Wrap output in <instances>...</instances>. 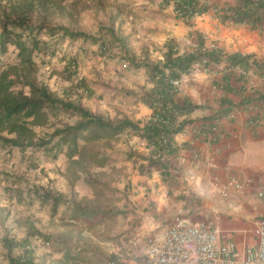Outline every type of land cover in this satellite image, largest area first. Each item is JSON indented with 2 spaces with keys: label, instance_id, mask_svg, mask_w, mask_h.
Here are the masks:
<instances>
[{
  "label": "trees",
  "instance_id": "obj_1",
  "mask_svg": "<svg viewBox=\"0 0 264 264\" xmlns=\"http://www.w3.org/2000/svg\"><path fill=\"white\" fill-rule=\"evenodd\" d=\"M62 1L0 0V53L7 52L9 46L17 48L16 60L5 62L3 68L0 67V146L4 149L31 148L32 154L41 151L45 156L58 158L67 145L66 155L73 158L81 156L80 140H108L127 134L139 137L149 150L148 154L133 150L124 152L130 159L135 157V160H141L139 172L150 174L157 168L163 179L167 180L172 168L169 160L180 152L175 136L186 130L193 121L189 115L201 107L180 96L179 83L183 76L192 72L197 65L209 71L215 64L226 63L227 72L222 79L226 88H235L234 81L244 85L250 70L264 77V59H257L251 53H229L216 43L207 47L205 36L197 30H192L197 40L196 46L183 44L176 37L168 35L160 47V57L157 59L151 57L149 49L143 50L139 58L131 54L127 49L126 37L118 35L114 26L102 27L94 35L63 25L59 28L48 27L51 36H59L54 47L33 32L25 35L35 10H48L50 7L60 10ZM159 4L162 8L172 6L176 19L186 25H192L197 16L213 10L215 17L223 24L246 26L264 34V0H159ZM66 40L70 44L81 40L82 49H86L85 44L91 42L98 46L102 54L117 46L121 47L119 56L124 61L145 70L146 84L130 95L152 110L150 117L142 121L125 116L113 122L95 113L86 106L84 98L91 99L96 92L83 76L64 88L61 95L41 81L37 75L35 53L41 55L43 62L48 54L55 55L59 51L58 47L61 48V43ZM63 59L65 69H71L72 75L77 74L78 54H65ZM128 92H125L126 96ZM254 95L247 97L244 102L248 106H256L258 112L263 111L264 91H257ZM226 111L218 110L216 114L202 118L203 124L197 129L196 136L203 139L216 137L215 121L225 115ZM66 115L76 116L77 119L73 123L63 122L62 117ZM50 127H53L52 131L45 130L43 134L36 130ZM34 186L42 203L51 200L52 214L57 213L59 205L69 202L61 193L55 194L51 188L38 184ZM27 229L23 242L4 238V245L9 251L8 264H40L29 249V238H52L33 224H28ZM51 240L45 243L50 244ZM17 246L23 247V252L16 256L12 250Z\"/></svg>",
  "mask_w": 264,
  "mask_h": 264
},
{
  "label": "rangeland",
  "instance_id": "obj_2",
  "mask_svg": "<svg viewBox=\"0 0 264 264\" xmlns=\"http://www.w3.org/2000/svg\"><path fill=\"white\" fill-rule=\"evenodd\" d=\"M61 4L60 10H35L25 35L33 32L54 47L59 36H51L48 27L63 25L94 35L102 27L114 26L118 35L126 37L131 54L139 58L143 50L149 49L151 57L157 59L166 37L173 36L172 32L184 23L176 19L172 6L162 8L159 0H64ZM82 43L79 40L70 44L66 40L55 55L48 54L43 62L41 55L34 52L38 78L61 95L78 77H85L96 93L91 99L85 97L84 103L113 122L136 112V100L130 93L145 84L144 71L124 61L119 56V46L102 54L97 45L88 42L82 49ZM76 53L78 73L72 75L71 69H65L63 56ZM16 54L14 46L0 53V67L16 60ZM76 119L62 117L63 122L69 123ZM52 129L36 128L39 134ZM122 136L125 137L123 134L108 140H80L82 157L73 158L66 155L67 145L58 158L45 156L41 151L32 154L31 148L7 150L0 146V264H8L4 238L23 242L28 224L52 238H29V249L40 264H122L114 258L113 219L119 213L116 202L121 198L118 181L128 172L129 161L122 149L129 148ZM35 184L67 196L70 203L59 205L57 213L52 214L51 200L42 203L35 193ZM47 240L52 243L46 244ZM22 248L14 247L12 254H21ZM141 264H147L146 259Z\"/></svg>",
  "mask_w": 264,
  "mask_h": 264
},
{
  "label": "crops",
  "instance_id": "obj_3",
  "mask_svg": "<svg viewBox=\"0 0 264 264\" xmlns=\"http://www.w3.org/2000/svg\"><path fill=\"white\" fill-rule=\"evenodd\" d=\"M192 30L202 32L207 47L216 43L229 53H251L264 59L263 33L246 26L223 24L213 10L197 16L192 25H179L172 35L183 44L196 46ZM139 70L145 73L144 69ZM225 72L226 63L215 64L209 71L197 65L181 79L180 96L201 107L189 115L193 121L186 130L175 136L180 152L169 160L172 168L167 180L157 168L150 174H141V160L128 158L124 153L128 150L122 149L129 161L128 172L118 181L119 213L113 218L114 258L122 264H141L146 259L149 234L160 231L176 217L207 222L219 231L223 241H233L241 253L255 242L254 220L264 217V110L258 112L256 106L244 101L257 91H264V77L250 70L244 85L234 81L235 88L229 89L222 84ZM133 98L138 110L128 117L147 120L152 110ZM224 109L228 111L215 121L217 136L198 138L201 119ZM124 135L122 141L129 150L148 154L139 137ZM233 176L250 177L252 186L235 188L230 181Z\"/></svg>",
  "mask_w": 264,
  "mask_h": 264
},
{
  "label": "built area",
  "instance_id": "obj_4",
  "mask_svg": "<svg viewBox=\"0 0 264 264\" xmlns=\"http://www.w3.org/2000/svg\"><path fill=\"white\" fill-rule=\"evenodd\" d=\"M235 188L252 186L250 177L230 180ZM261 195L262 192L259 191ZM255 242L243 253L233 241H223L218 230L205 222L176 217L148 236L147 264H264V217L254 220Z\"/></svg>",
  "mask_w": 264,
  "mask_h": 264
}]
</instances>
